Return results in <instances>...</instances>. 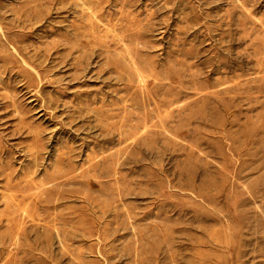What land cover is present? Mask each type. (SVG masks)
I'll use <instances>...</instances> for the list:
<instances>
[{"label":"rangeland","instance_id":"1","mask_svg":"<svg viewBox=\"0 0 264 264\" xmlns=\"http://www.w3.org/2000/svg\"><path fill=\"white\" fill-rule=\"evenodd\" d=\"M0 264H264V0H0Z\"/></svg>","mask_w":264,"mask_h":264}]
</instances>
